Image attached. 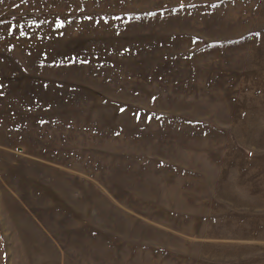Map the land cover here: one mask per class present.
I'll return each instance as SVG.
<instances>
[{
	"label": "rangeland",
	"instance_id": "374dc122",
	"mask_svg": "<svg viewBox=\"0 0 264 264\" xmlns=\"http://www.w3.org/2000/svg\"><path fill=\"white\" fill-rule=\"evenodd\" d=\"M0 264H264V0H0Z\"/></svg>",
	"mask_w": 264,
	"mask_h": 264
}]
</instances>
